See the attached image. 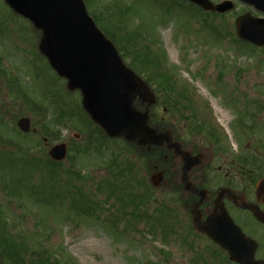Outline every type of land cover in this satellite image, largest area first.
I'll return each instance as SVG.
<instances>
[{
    "label": "rangeland",
    "instance_id": "374dc122",
    "mask_svg": "<svg viewBox=\"0 0 264 264\" xmlns=\"http://www.w3.org/2000/svg\"><path fill=\"white\" fill-rule=\"evenodd\" d=\"M86 1L89 12L100 17L99 27L115 36L120 48L130 54L138 48L150 56L153 67L160 65L166 71L161 73L169 74L175 87L167 85V92L185 93L186 99L181 94L178 99L192 106L183 110L188 118L173 110L165 113L162 107L158 116L169 119L187 149L196 144L211 149V156L215 148L229 162L264 156V47L238 41L235 34L236 18L253 10L237 0L225 15L205 13L186 0ZM0 22V138L8 139H0V229L25 241L30 252L26 261L36 258L32 251L47 250L53 264H232L193 228L190 207L183 202L188 195L178 179L153 187L150 178L157 170L147 159L127 151L122 140H103L97 132L92 137L85 121L83 126L79 119L61 121L59 136L44 130L56 117L54 103L45 110L46 119L18 88L36 104L51 94L48 100H57L72 114L78 112L81 96L68 93L66 81L39 50V34L2 0ZM125 62L131 59L126 56ZM139 70L144 78L152 77L149 69ZM22 116L31 119L35 133L19 132ZM200 122L213 134L206 129L196 134L192 126ZM58 143L69 149L59 168L49 162V150ZM115 154L119 162L132 164L120 177L108 167ZM149 187L150 198H142ZM78 189L87 195L83 209L90 211L87 199L100 204L91 215L78 212ZM133 197L136 203H131ZM132 212L149 216L136 221ZM200 254L205 260L196 259ZM5 261L11 264L1 251L0 264Z\"/></svg>",
    "mask_w": 264,
    "mask_h": 264
},
{
    "label": "water",
    "instance_id": "95a60500",
    "mask_svg": "<svg viewBox=\"0 0 264 264\" xmlns=\"http://www.w3.org/2000/svg\"><path fill=\"white\" fill-rule=\"evenodd\" d=\"M13 10L28 18L34 26L42 30L40 49L48 57L58 73L69 79L70 89H80L83 106L91 118L110 137L126 135L128 140H138L140 144L161 145L169 138L157 134L148 125L147 113L134 108L138 95L154 101L147 84L122 62L114 44L97 28L89 16L83 0H6ZM206 10H215L209 0H191ZM264 11V0H243ZM232 7L231 2L217 6L224 12ZM237 35L256 45L264 46V20L250 14L240 16L236 21ZM19 127L30 130V119L21 118ZM184 163L185 177L188 171L200 164L199 158L182 150L179 143L169 146ZM50 156L62 161L67 157L66 144L54 146ZM164 180L162 172L151 178L155 186ZM195 225L212 240L225 248L231 260L239 264H264L248 252L244 235L216 214L208 217L204 224L195 217Z\"/></svg>",
    "mask_w": 264,
    "mask_h": 264
},
{
    "label": "flooded vegetation",
    "instance_id": "af4514ba",
    "mask_svg": "<svg viewBox=\"0 0 264 264\" xmlns=\"http://www.w3.org/2000/svg\"><path fill=\"white\" fill-rule=\"evenodd\" d=\"M162 98L169 99L166 95ZM148 105L147 102L140 101V106ZM156 105L159 106L158 103ZM170 107L174 110L175 105L171 104ZM183 110L181 109L182 112ZM163 111L168 113L169 109L164 107ZM160 119L161 121L156 120V123L168 132L170 143L177 141L179 136L173 127L168 125L169 119L163 116ZM209 134L212 135L213 132ZM262 148L264 151V145ZM187 150L193 155H200L202 163L187 174L186 182L183 180L182 158L170 154L166 143L163 150V161L167 169L165 171L172 180L178 178V182L183 181L184 187L187 182L190 183L189 190L186 191L188 200L190 198L193 210L202 221L215 211L217 204H222V211L250 240V248L255 249V258L264 261V156L229 162L228 158L215 148L212 150L216 152L211 156L208 153L211 149L196 144L194 148ZM171 162H175V167L166 168ZM214 246L227 257L223 249L216 244Z\"/></svg>",
    "mask_w": 264,
    "mask_h": 264
},
{
    "label": "trees",
    "instance_id": "16d2710c",
    "mask_svg": "<svg viewBox=\"0 0 264 264\" xmlns=\"http://www.w3.org/2000/svg\"><path fill=\"white\" fill-rule=\"evenodd\" d=\"M111 38L113 39V41L115 43H117V41H116L117 39L115 38V36L111 37ZM139 56L140 55L137 54V56L134 58V60L139 61ZM95 128L99 134H101V135L103 134L100 127L96 126ZM140 156L146 158L149 155L141 153ZM117 160H118V158L116 156H113V158L110 160L111 162L109 164V168L111 169L110 171L112 172L113 175H116V176L121 174L123 171V168L120 169L119 171H116L118 169L115 170L113 168L117 164ZM72 174H73V172L69 171V176H71ZM110 185H112L111 182H110ZM100 188L103 189V186L100 185ZM76 195H80V196L83 195V196L87 197V195L80 189H78ZM88 200H89V203L92 205L89 208V210H94L96 206H99L98 203H94L90 199H88ZM84 212H85V210H84ZM89 212L90 211H88L87 213H89ZM0 226H1V224H0ZM0 231H1V229H0ZM25 247H26L25 245L12 240L10 237L5 236V234H2V231L0 232V256H1V251H2L3 254L7 255L8 260H10L11 264H24L25 263V259H24V256L22 254V251H24ZM37 262H39L41 264H51L50 259L46 256H43V255L39 257ZM153 264H155V263H153Z\"/></svg>",
    "mask_w": 264,
    "mask_h": 264
},
{
    "label": "bare ground",
    "instance_id": "6f19581e",
    "mask_svg": "<svg viewBox=\"0 0 264 264\" xmlns=\"http://www.w3.org/2000/svg\"><path fill=\"white\" fill-rule=\"evenodd\" d=\"M217 110L219 111V113H221V115H222L223 118L227 117V113H225V111L219 109L218 107H217Z\"/></svg>",
    "mask_w": 264,
    "mask_h": 264
}]
</instances>
